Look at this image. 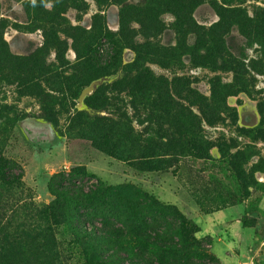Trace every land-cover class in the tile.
Here are the masks:
<instances>
[{
  "label": "rangeland",
  "instance_id": "rangeland-1",
  "mask_svg": "<svg viewBox=\"0 0 264 264\" xmlns=\"http://www.w3.org/2000/svg\"><path fill=\"white\" fill-rule=\"evenodd\" d=\"M37 1L0 0V18L7 27L4 37L14 56L29 57L45 43L43 31L37 29L38 23L27 14V7ZM142 1L128 0L125 4L135 6ZM205 1L194 18L198 24L209 27L219 18L211 0ZM72 4L74 8L69 9L65 17L69 25L80 28L81 33L102 26L112 34L120 32L123 5L112 0H74ZM52 7L53 3L47 4L48 10ZM244 7L253 16L258 8H264V0H248ZM97 15L101 19L95 20ZM159 22L161 24L153 27L156 40L146 39L139 23H131L135 42L150 41L175 47L178 38L172 29L173 16L164 12L159 15ZM60 37L67 43L65 56L72 67L77 58L73 41L63 33ZM192 42L194 38H190ZM94 45L102 61L109 62L110 42L102 38ZM228 45L244 65L249 85L239 92L238 87L229 90L233 96L221 109L223 115L218 124L211 127L204 121H193L201 129L194 132V137L187 138L190 145L183 142L185 154L178 144L181 127L174 117L150 120L140 103L133 106L126 95L107 94L109 98L124 100L130 126L136 134L162 146L159 156L150 158L147 163L110 156L89 140L70 133L69 118L74 113L73 108L71 113L59 115L58 124L53 125L57 135L37 127L32 121L41 119L49 102L64 104L67 109L76 104L79 110L91 116H109L89 108L86 102V106L79 108V99L70 100L66 95L53 92L56 99L45 102L34 95L22 96L17 85L7 88L6 94H0L1 115L5 117L0 119V124L13 116L25 117L12 128L6 157L24 170V182L37 205L64 206L68 212L61 219L62 224L53 229L57 250L46 264H264V69L260 65L264 57L261 46L247 42L237 29L231 33ZM135 58L132 50L123 51L124 65ZM46 61L59 64L55 50L47 52ZM147 68L162 80L159 82L172 86L173 80L178 79L179 87H190L205 98H210L211 81L217 76L225 85L235 84L233 73L216 74L199 67L191 54L183 55L179 63L168 68L156 63H148ZM109 71L115 72L94 81L106 79L105 84L112 85L127 74L123 68ZM99 73L91 72L89 77ZM124 103L118 102L117 107ZM3 106H8L9 110L5 111ZM59 109L62 108L57 107ZM192 110L199 115L196 107ZM115 133L117 142L121 133ZM133 143L123 144L120 149L131 152ZM190 146L195 150H189ZM67 180V187L81 189L83 194L97 193V199H87L80 193L72 195V199L55 195L56 186ZM178 216L188 226L187 240L180 231ZM224 221L229 231L220 226L226 223ZM205 222L219 235L206 231ZM94 231L99 232L100 237L89 234ZM195 241L200 246L190 255L181 257L177 253Z\"/></svg>",
  "mask_w": 264,
  "mask_h": 264
},
{
  "label": "trees",
  "instance_id": "trees-1",
  "mask_svg": "<svg viewBox=\"0 0 264 264\" xmlns=\"http://www.w3.org/2000/svg\"><path fill=\"white\" fill-rule=\"evenodd\" d=\"M73 1L39 0L27 7L29 19L37 22V29L42 30L45 35L43 47L29 57L11 54L4 37L7 27L0 18V94H6L7 88L17 85L22 96L34 95L45 102L56 99L53 93L78 100L92 81L115 72L109 71L110 68H123L127 74L122 80L101 86L85 99L89 108L96 112H106L109 116H91L86 111L79 110L76 104L67 109L64 104L57 102L47 103L41 116V119L57 125L59 115L69 114L73 108L68 131L89 140L98 150L121 160L147 163L150 158L159 156L162 146L158 145L159 142L136 134L130 126L131 119L124 100L109 98L107 94L126 95L133 106L136 102L140 103L150 120L155 117H174L181 127L178 130V144L185 154L184 143H187V138L194 137V132L201 129L193 121H204L211 127L218 124L223 115L221 109L226 105L227 99L233 96L230 94L233 92L229 90L233 91L231 88L238 87L239 92L240 88H247L249 85L246 84L244 65L228 45L233 30L237 29L247 42L260 45L264 57V8H258L250 16L244 7L248 0H211L219 20L209 27L198 24L194 18L196 10L206 4L205 0H144L135 6L125 4L128 0H112L115 4L123 5L120 14L121 30L117 34L110 33L106 26L83 30L82 33L80 28L70 26L65 15L69 9L74 8ZM50 2L53 7L48 10L47 4ZM164 12L174 18L172 29L178 38V44L175 47H165L150 41L135 42L130 24L139 23L141 34L146 39L156 40L157 34H153V27L161 24L159 15ZM154 16L156 20L153 21ZM94 19L101 17L97 15ZM62 33L73 41L77 58L72 67L66 60L64 47L67 43L62 41ZM102 38L112 46V56L107 63L102 61L99 50L94 48V44ZM190 38H194V42L190 43ZM126 49L136 54L135 60L128 65H124L122 61V54ZM51 50L56 51L57 65L47 64L46 54ZM187 54H191L199 67L211 69L215 73H233L235 84L225 85L217 76L211 81L210 98H205L190 87H179L176 84L180 81L178 79L173 80L172 86L165 80V84L159 82L162 80L157 79L147 68L148 63L171 67ZM260 65L264 69V62ZM94 71L100 73L89 77ZM117 101L124 103L123 106L118 108ZM3 107L5 111L9 110L8 106ZM57 107L62 109L57 110ZM192 107L198 109L199 115L193 112ZM0 119L5 117L1 115ZM23 119L25 117L13 116V119L7 118L0 124V264H46L57 250L53 229L61 225V219L68 214L64 206L37 205L24 182V170L5 155L12 128ZM115 132L121 133L117 142L114 141ZM132 142L133 151L126 153L120 149L121 145ZM190 149L195 150L194 146ZM78 174L85 175L83 171H78ZM67 182L68 180L56 186L55 191L51 184V190L55 195H65L70 199L72 195L77 196L79 193L88 197L87 199H97V193L83 194L81 189L67 187ZM178 217L181 222L180 231L187 240L188 226L181 216ZM91 233L97 237L101 235L97 231L89 232ZM192 243L177 250V253L181 257L190 255L200 246L198 241Z\"/></svg>",
  "mask_w": 264,
  "mask_h": 264
},
{
  "label": "water",
  "instance_id": "water-1",
  "mask_svg": "<svg viewBox=\"0 0 264 264\" xmlns=\"http://www.w3.org/2000/svg\"><path fill=\"white\" fill-rule=\"evenodd\" d=\"M105 82H106V79H100V80L92 82L90 86L85 88L79 97V108L85 105V99L92 96L102 85L105 84ZM32 121L33 123H35L37 127L43 128V129L46 128L52 134L57 135V131L52 123L42 120V119H32Z\"/></svg>",
  "mask_w": 264,
  "mask_h": 264
},
{
  "label": "crops",
  "instance_id": "crops-1",
  "mask_svg": "<svg viewBox=\"0 0 264 264\" xmlns=\"http://www.w3.org/2000/svg\"><path fill=\"white\" fill-rule=\"evenodd\" d=\"M225 222H226V223H225ZM224 223H225V224H222V225H220V226H222L223 228H225L226 230H228V224H227V221H224ZM204 226L206 227V228H205L206 231H208V232L210 231V232L213 233L214 235H216V234L219 235V232H218V231H217V232L215 231L216 229H214V228L209 229V228H210V225H208L207 222H205V224L203 225V227H204ZM228 231H229V230H228ZM231 231H232V228H231ZM238 232H240V233H244V232L241 231V230H240V231L238 230ZM216 236H217V235H216ZM227 254H228V256H230V253H227ZM223 255H224V253H223Z\"/></svg>",
  "mask_w": 264,
  "mask_h": 264
}]
</instances>
